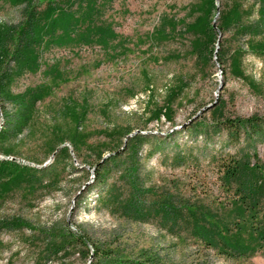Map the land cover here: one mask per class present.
<instances>
[{
    "label": "rangeland",
    "instance_id": "rangeland-1",
    "mask_svg": "<svg viewBox=\"0 0 264 264\" xmlns=\"http://www.w3.org/2000/svg\"><path fill=\"white\" fill-rule=\"evenodd\" d=\"M46 1L0 0V43ZM101 12L108 50L34 45L37 68L0 51V161L22 169L0 178V264H112L108 251L264 264V251L203 248L191 226L194 210L227 217L220 158L264 166V0H106ZM55 60L62 83L22 112L14 98L47 87Z\"/></svg>",
    "mask_w": 264,
    "mask_h": 264
},
{
    "label": "trees",
    "instance_id": "trees-1",
    "mask_svg": "<svg viewBox=\"0 0 264 264\" xmlns=\"http://www.w3.org/2000/svg\"><path fill=\"white\" fill-rule=\"evenodd\" d=\"M105 2L106 0H48L36 7H28L24 22L17 32H7V40L4 45L0 43V51L4 47V56L9 54L18 64L26 61L37 68L40 65V53L33 50L34 45L39 48L48 42L53 46L64 47L77 42L81 46L97 45L108 50L117 38L111 25L102 16V3ZM169 25L171 22L166 23L167 27ZM188 29H193V25ZM161 35V31L155 34L156 39H162ZM109 56L113 57L114 53H109ZM59 66L55 60L47 67L48 86L24 94L28 101L25 96L21 100H18V96L14 98L22 112L32 110L36 102L49 94L48 91L62 83ZM0 95H5L1 86ZM228 125L235 131L239 130L237 124L231 122ZM260 165L259 160L250 166V162L236 156L220 158L217 173L220 187L229 196L226 204H222L223 209L228 210L227 217L219 219L216 213L212 215L194 210V223L191 224L194 226V239L202 243L203 248L215 250L219 255L233 259L264 251V166ZM21 172L22 169L14 163L0 161V178L16 180ZM95 174L99 175V172ZM76 238L84 241L81 243L83 246L86 245L83 238ZM93 253L94 257L99 256L97 247H94ZM103 257L112 264L127 262L119 260L117 253L112 251H108Z\"/></svg>",
    "mask_w": 264,
    "mask_h": 264
}]
</instances>
